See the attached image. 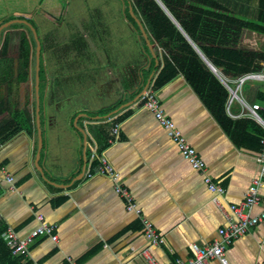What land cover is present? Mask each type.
<instances>
[{"label": "crops", "instance_id": "1", "mask_svg": "<svg viewBox=\"0 0 264 264\" xmlns=\"http://www.w3.org/2000/svg\"><path fill=\"white\" fill-rule=\"evenodd\" d=\"M38 1L0 0V18L4 14H14L27 20L30 19L27 16L33 18L40 12L60 18L56 12L62 6L56 0H48L43 9ZM121 6L118 4L119 14ZM119 19L105 23L106 27L127 28L140 58L138 64L130 60L120 63L119 68L125 65L123 75L107 70L109 59L102 57L103 47H87V43L91 45V38L101 39L103 35L88 30L86 26H90L86 22L71 37L62 36L64 42L53 41L47 47L52 55L56 47L65 44L62 52L67 57H52L48 69L54 70L58 61L70 64L62 80L69 81L75 89L87 88L92 89L91 92L98 89L95 101L99 103H79L67 111L61 110V107L65 108V100L60 99L61 106L59 104L52 109L46 101L51 90V78L45 73V111L40 115L39 110V115H36L34 74H30L18 89V109L26 115H8V110L0 115V128L13 122L14 117V122L22 127L11 138L0 139L1 239L8 228L19 237L27 236L38 225L37 215H42L45 223L56 227L57 241L52 242L47 236L37 237L29 246L30 259L23 258L25 262L147 264L141 251L149 247L160 264H177L193 258L192 246L210 245L217 239V231L227 225L225 216L213 203L215 195L205 184L203 174L182 157L178 146L139 101V95L147 89L153 90L165 115L174 121L204 160L214 183L225 190L223 203H241L253 179L258 176L259 167L255 161L258 151L235 146L226 129L183 75L158 87L152 86L161 67V52L155 51V57L147 53L126 16ZM61 25L62 20L57 26ZM39 39L46 50L42 34ZM73 39L80 40L81 47L71 46ZM262 44L263 36L246 31L238 48L259 51ZM119 49L110 50L108 54H122ZM8 50L7 56L10 57ZM91 53L95 57L90 59ZM87 72L91 74L81 75ZM231 83L232 88H236V81ZM260 86L264 85L246 83L239 95L251 104ZM0 91L4 107L9 109V97L13 91L9 86L2 87ZM105 95L108 97L106 100ZM226 108L232 121L249 119L240 114L237 103L230 110ZM103 124H108V138L102 149L92 132ZM114 125H118V135L112 142ZM241 126L255 131V126L249 123L243 122ZM93 152L99 157L105 156L115 167L120 176V186L130 193L141 217L152 223L163 237L162 244L149 246L141 218L128 210L127 202L116 193L111 179L87 177L97 166V161L90 159ZM7 177L13 179L11 184ZM259 197L264 203V192ZM260 211L258 207L252 213L257 215ZM226 256L229 264H264V222L233 241ZM211 264L219 263L213 260Z\"/></svg>", "mask_w": 264, "mask_h": 264}, {"label": "trees", "instance_id": "2", "mask_svg": "<svg viewBox=\"0 0 264 264\" xmlns=\"http://www.w3.org/2000/svg\"><path fill=\"white\" fill-rule=\"evenodd\" d=\"M62 8L65 0H58ZM124 14L133 25L142 48L149 53L139 28L128 12V5L144 26L148 38L161 52V67L153 85L158 87L170 79L183 75L209 111L226 129L228 137L238 148L260 150V140L264 131L253 120L232 121L227 113L230 92L221 80L211 71L207 62L217 71L221 79L231 88L233 81L259 72L264 62V44L259 51L239 49L244 32L256 33L264 37V0H255L253 13L238 12L217 0H121ZM246 1V0H245ZM48 0H39V6ZM236 5L238 1H235ZM161 4L165 11L160 7ZM2 13V12H1ZM7 16L6 14H4ZM3 15V16H4ZM24 19L10 15L5 21ZM4 21V22H5ZM40 36V30L32 18L27 19ZM11 30H19V46L16 58L7 56L8 35ZM41 41V39H40ZM40 58V72L43 73V58ZM35 42L31 31L25 25L14 24L1 34L0 41V89L15 83L18 87L34 74ZM207 61V62H206ZM153 64V63H152ZM13 91V90H12ZM139 93V91H138ZM253 103L264 106V86L258 88ZM10 103V102H9ZM8 110V115H26L18 109L11 112L5 109L0 91V115ZM5 124L0 128V139L7 140L22 128L18 122ZM255 126V131L241 123ZM108 125V124H106ZM105 124L92 132L98 146H106L108 129ZM4 131V133H3ZM0 236L2 230H0ZM0 264H30L23 257H13L0 238Z\"/></svg>", "mask_w": 264, "mask_h": 264}, {"label": "built area", "instance_id": "3", "mask_svg": "<svg viewBox=\"0 0 264 264\" xmlns=\"http://www.w3.org/2000/svg\"><path fill=\"white\" fill-rule=\"evenodd\" d=\"M223 83L230 92V98L227 104L228 110H230L234 103H237L240 106V114L256 122L264 131V106L259 103H247L239 95L246 83L264 85V62L259 72L250 73L239 78L235 83L236 88H231L224 81ZM139 101L146 110H149L150 113L153 114L159 125L166 131L170 140L178 146L182 157L193 169L203 174L205 184L208 186L210 192L215 195L213 199L214 205L227 220V225L217 231V239L215 241L205 247L192 246L193 258L189 261H178L177 264H211L213 260H217L219 264H229L226 256L228 246L236 239L245 235L252 228L264 222V203L259 197L260 193L264 192V136L260 140V150L255 155V161L259 167L258 176L253 179L241 203L237 205H226L222 202L225 196V190L214 183L213 179L208 174L207 165L204 160L189 144L187 138L176 126L174 121L165 115L159 100L155 98L153 90H145L140 96ZM117 135L118 125H114L111 131V136L114 138L112 142L115 141ZM90 159L91 161H97V166L94 172L87 174V177L101 176L111 179L115 184L116 193L127 202L128 210L134 212L141 218L143 234L149 246H158L162 244L164 241L163 237L156 231L152 223L141 217L140 211L135 208L132 202L133 198L130 193L120 186V176L115 167L105 156L99 157L94 152L91 154ZM6 180L11 184L13 179L7 177ZM258 207L261 208L260 213L253 215V210ZM36 221L38 222L37 227L25 237H19V235L10 228L4 232L3 241L12 256L30 259L31 254L29 246L37 237L47 236L52 242L57 241V235L55 234L56 227L54 225L45 223L42 215H37ZM141 256L147 264H160L151 254L149 247L141 251ZM30 264L37 263L31 262Z\"/></svg>", "mask_w": 264, "mask_h": 264}, {"label": "rangeland", "instance_id": "4", "mask_svg": "<svg viewBox=\"0 0 264 264\" xmlns=\"http://www.w3.org/2000/svg\"><path fill=\"white\" fill-rule=\"evenodd\" d=\"M68 5H65V8H62L60 10V7H58L57 15L60 14V18L56 19L55 17L46 15L45 13L40 12V15H37L36 17L32 16L28 18H32L34 21V24L38 28V30L41 31L42 36L45 38L44 43L46 50L43 49L42 51V58H43V73L40 74V87H39V93H38V103H39V110L40 115H44L45 111V105H44V78L45 73L47 75H50V87L51 90L47 97V104L52 106L53 108H56L61 106V101L65 100V108L61 107L62 109H66L67 111H70L72 108L76 107L79 103H93L97 104L99 101H95V99L98 97L97 90L94 92H91L92 89H82V88H72L69 81L62 80L64 77H66V70H69L70 64H65L64 62L58 61L54 65L53 69H48L49 62L51 63L52 57H55L57 59H65L67 56L65 55L64 51L65 44L62 43L59 47H56L55 51L51 55V51H47V47L50 43L53 41L57 42H64V37H71L74 35L81 27H83L84 22L89 24L90 27L86 26L88 30L98 32L99 34L103 35V38L97 39V38H91V45L87 43V47H94L99 48L103 47L102 50V57L104 56L105 59H109L108 63L106 61L107 70H110L111 73L115 74L122 73L125 68V65L123 67L119 68L120 63H127V60L132 61L133 63L138 64L140 62L139 58V52L137 50V47L135 46V43L130 38V33L127 28H119L113 29L114 26L106 27L107 22L110 20L118 21L120 20L119 17L125 18L124 14V6L121 0H65ZM221 3L224 2L226 6L235 9L238 12H244L245 6L248 9L247 13L252 14L255 6V0H217ZM237 5H236V2ZM29 2H33V0H29ZM56 2L59 3L58 0ZM121 3V7L119 8L121 10V14L118 12V4ZM46 2L40 6V8L43 9ZM61 6V5H60ZM53 11V10H51ZM129 11V8H128ZM54 12V11H53ZM10 15L4 16L3 18H0V23L4 22ZM14 15V14H13ZM32 15V14H31ZM16 16V15H14ZM49 16V17H48ZM57 17V16H56ZM62 20V25L59 27L57 26L58 22ZM98 27H101L99 29ZM40 28V29H39ZM86 29V28H85ZM113 29V30H112ZM19 31L11 30L9 33V45H8V54L12 58H16L18 55V46H19ZM53 39V40H52ZM117 44V46L115 45ZM82 43L80 40H72V45L75 47H81ZM263 45V44H262ZM117 48H120L119 50L122 52V54L118 55H112L108 54L110 50L113 52L115 49L117 51ZM57 52V53H56ZM95 55L93 53L90 54L89 58H94ZM51 59V60H50ZM50 60V61H49ZM90 67V65H89ZM127 67V65H126ZM91 73H81L82 76L84 75H90ZM80 75V76H81ZM58 76H61L58 78ZM85 79V78H84ZM76 78H74V81ZM80 80V79H79ZM82 83V82H81ZM84 88V87H83ZM11 89L13 92L11 93L10 99V111L14 112L17 111V105L19 101V94L18 89L19 87L14 83L11 86ZM34 93H35V108L37 107V97H36V90H35V84L33 87ZM101 90V89H100ZM93 93V95H92ZM108 97L105 95L104 99L106 100ZM56 100V101H51ZM68 101V103H67ZM54 102V103H53ZM54 104V105H53ZM79 115V114H77ZM1 238V236H0Z\"/></svg>", "mask_w": 264, "mask_h": 264}, {"label": "water", "instance_id": "5", "mask_svg": "<svg viewBox=\"0 0 264 264\" xmlns=\"http://www.w3.org/2000/svg\"><path fill=\"white\" fill-rule=\"evenodd\" d=\"M160 7L163 9V11H165V9L163 8V6L161 4H159ZM129 14L130 16L134 19L135 23L137 24L139 31L145 41V44L150 52V54H152L155 57V51H154V45L151 44L148 35L141 23V21L135 16L133 9L131 6H129ZM14 24H21V25H25L26 27L29 28V30L31 31V34L33 36L34 42H35V72H34V81H35V90H36V97H37V107L35 108V112L36 115H39V103H38V89H39V70H40V57H41V41L39 39V36L37 34L36 29L32 26L31 23H29L26 19H12L6 22H3L0 25V41H1V34L2 32L9 28L10 26L14 25ZM207 62V61H206ZM207 64L209 65V68L211 69V71L221 80V82L223 83V80L221 79V77L217 74V71L212 67V65L207 62ZM140 97V95H139Z\"/></svg>", "mask_w": 264, "mask_h": 264}]
</instances>
